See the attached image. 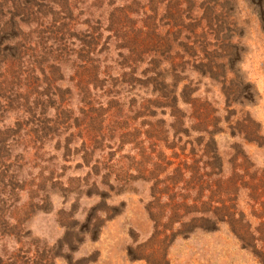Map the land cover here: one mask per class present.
Segmentation results:
<instances>
[{
	"label": "trees",
	"instance_id": "obj_1",
	"mask_svg": "<svg viewBox=\"0 0 264 264\" xmlns=\"http://www.w3.org/2000/svg\"><path fill=\"white\" fill-rule=\"evenodd\" d=\"M142 2L108 0L111 10L104 20L84 18L89 28L80 31L74 0H46L43 13L34 11L32 1L14 15V24L0 29L5 33L13 27L22 37L10 48L13 53L0 59V70L8 69L13 78L11 86L0 81V112L10 119L6 123L0 115V190L12 179L19 187L21 168L30 181L37 171L48 185L74 183L87 189V196H99L101 186L122 182L114 178L117 170L124 172L118 156L130 146L138 157H148L156 181L152 197L162 199L173 190L185 200L183 192L193 190L189 184L196 182L204 199L201 206L174 203L170 225L148 206L155 237L167 240V233L212 231L223 224L241 250L264 264V236L238 208L239 193L253 181L252 163L234 144L228 173L217 138L228 129L231 137L259 144L262 136L250 114L232 108L251 102L254 94L243 97L244 78L236 74L229 79L227 64L213 53L206 61L196 54L191 57L195 44L179 40L194 33V25L184 21L188 17L176 14L172 37L158 43L156 26L148 25V20L154 21V0ZM195 19L189 23H197ZM16 35L5 40L13 41ZM175 51L182 55L170 56ZM190 69L222 86L223 109L198 86L192 88V81L183 83L188 77L182 74ZM6 86L10 88L3 92ZM66 172L83 177L67 178ZM159 185L164 187L158 190ZM0 221L9 231L8 222ZM156 264H167L165 257Z\"/></svg>",
	"mask_w": 264,
	"mask_h": 264
},
{
	"label": "rangeland",
	"instance_id": "obj_2",
	"mask_svg": "<svg viewBox=\"0 0 264 264\" xmlns=\"http://www.w3.org/2000/svg\"><path fill=\"white\" fill-rule=\"evenodd\" d=\"M32 1L35 12L45 11L46 0H0V29L14 24V15L17 16L18 11ZM101 1L74 0L80 31L89 28L83 24L84 18L98 22V16L104 20L105 12H110L108 0L103 1L104 6L100 5ZM142 3L148 4L147 0ZM154 7V12H150L154 21L148 20V25L156 26L154 39L158 43H163V38L167 39L172 32L176 14L188 17L184 21L187 25H194V33L181 36L179 40L186 45L195 44L196 52H189L191 57L196 54L206 61L213 53L227 64L229 79L236 74L244 78L242 96L248 92L254 94L251 102L244 100L242 106L234 104L232 108L250 114L262 136L259 144L231 137L228 129H224V133L217 138L228 173L234 144L252 163L249 175L253 181L249 183L250 188L239 193L238 208L252 227L264 236V24L261 22L264 0H154ZM41 16L38 15V21L42 23ZM195 17L198 22L189 23L191 19L196 20ZM16 33L13 27L5 33L0 31V59L13 53L10 48L21 37ZM13 34L16 35L13 41L5 40ZM172 40L178 43L177 37ZM177 54L182 55L175 51L170 56ZM0 72H3L0 81L5 85L9 82L11 86V71L1 69ZM199 75L192 69L186 70L182 76L188 79L183 83L192 81V88L198 86L216 108L223 109L222 86L203 77L196 84ZM10 86L1 89L4 92ZM4 94L7 95V92ZM5 114L0 112L4 121L10 123ZM237 118L240 121L243 119L242 116ZM221 127L226 128L224 125ZM132 149L125 146L118 156L119 159L121 156L124 172L117 170L114 178L122 182H112L110 188L101 186L99 196H87V189H79L74 183L48 185L37 171L32 172L34 181H30L27 170L20 168V188L14 187L16 180L12 179L0 190V208L4 210L0 219L14 228L5 230L0 221V264H156L163 257L167 264H262L240 249L223 224L212 231L197 228L181 234L167 233V240L163 236L155 237L148 206L153 207L155 213L164 215L163 224L170 225L174 203L187 201L201 206L204 199L196 182L189 184L193 190L183 192L185 200L173 190L166 191L162 199L152 197L151 189L156 181L152 178V168L146 163L148 157H138L136 150ZM66 173L67 178L83 177L81 173ZM165 177L163 175L159 180ZM248 181H251L250 178ZM166 183L170 184L169 181ZM163 187L159 185L158 190Z\"/></svg>",
	"mask_w": 264,
	"mask_h": 264
}]
</instances>
